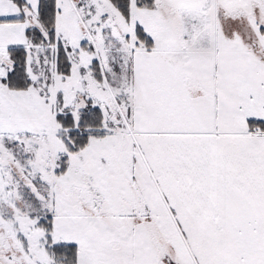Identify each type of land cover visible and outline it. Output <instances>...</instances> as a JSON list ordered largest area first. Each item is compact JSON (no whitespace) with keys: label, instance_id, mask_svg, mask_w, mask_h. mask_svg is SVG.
Listing matches in <instances>:
<instances>
[{"label":"snow or ice","instance_id":"6c2138e0","mask_svg":"<svg viewBox=\"0 0 264 264\" xmlns=\"http://www.w3.org/2000/svg\"><path fill=\"white\" fill-rule=\"evenodd\" d=\"M0 264H264V0H0Z\"/></svg>","mask_w":264,"mask_h":264}]
</instances>
